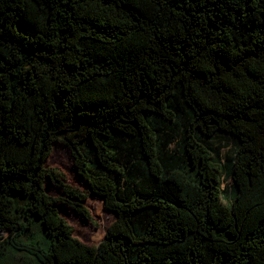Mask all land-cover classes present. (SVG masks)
I'll return each instance as SVG.
<instances>
[{"label": "trees", "instance_id": "trees-1", "mask_svg": "<svg viewBox=\"0 0 264 264\" xmlns=\"http://www.w3.org/2000/svg\"><path fill=\"white\" fill-rule=\"evenodd\" d=\"M0 264H264V0H0Z\"/></svg>", "mask_w": 264, "mask_h": 264}, {"label": "rangeland", "instance_id": "rangeland-1", "mask_svg": "<svg viewBox=\"0 0 264 264\" xmlns=\"http://www.w3.org/2000/svg\"><path fill=\"white\" fill-rule=\"evenodd\" d=\"M45 167L58 168L64 173L66 183L70 186L81 190L88 189L76 172L70 151L62 143H55L53 145L51 154L45 162ZM230 183L231 182H228L227 184ZM224 185H226V183L221 184V187ZM44 187L48 195L52 197L62 196L61 192L48 181L45 182ZM84 205L93 223L86 221L83 217L61 204L54 205V208L58 211L59 215L73 227V235L75 238L87 245H98L104 240L106 230L114 221L115 216L106 211L103 208V201L93 194L89 195ZM96 227L98 228L96 229Z\"/></svg>", "mask_w": 264, "mask_h": 264}, {"label": "water", "instance_id": "water-1", "mask_svg": "<svg viewBox=\"0 0 264 264\" xmlns=\"http://www.w3.org/2000/svg\"><path fill=\"white\" fill-rule=\"evenodd\" d=\"M46 181H48L49 182V180H46ZM50 183V182H49ZM101 199V198H100ZM102 200V199H101ZM103 201V200H102Z\"/></svg>", "mask_w": 264, "mask_h": 264}]
</instances>
